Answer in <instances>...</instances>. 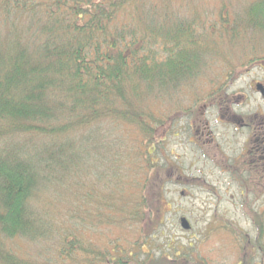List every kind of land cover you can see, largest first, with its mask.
Here are the masks:
<instances>
[{
  "label": "trees",
  "instance_id": "obj_1",
  "mask_svg": "<svg viewBox=\"0 0 264 264\" xmlns=\"http://www.w3.org/2000/svg\"><path fill=\"white\" fill-rule=\"evenodd\" d=\"M184 2L0 0V264H208L190 245L155 246L166 205L159 137L192 111L162 122L156 105L201 78L212 54L264 34V0L209 26L181 11ZM229 64L218 93L243 63ZM118 125L139 139L126 147L131 159L122 146L109 158L97 192L81 182L94 168L82 169L84 158L95 160L87 146L110 145L98 131ZM253 225L239 264L249 247L264 264V216ZM101 228L135 239L84 237ZM15 239L31 243L32 256L9 249Z\"/></svg>",
  "mask_w": 264,
  "mask_h": 264
},
{
  "label": "rangeland",
  "instance_id": "obj_2",
  "mask_svg": "<svg viewBox=\"0 0 264 264\" xmlns=\"http://www.w3.org/2000/svg\"><path fill=\"white\" fill-rule=\"evenodd\" d=\"M254 1L256 0H185L184 7L180 10L192 11L194 13L192 18L195 15L200 20H207L205 23L209 26L219 24L220 15L228 16L230 21L236 16L241 17L247 6ZM247 42L248 44L242 47L236 45L232 50L224 47L218 51L219 53L212 54L213 61L206 65L208 69L201 78L194 81L191 86L181 89L170 100L156 105V108H160L159 113L165 114V117H161L162 122L180 111L199 110L210 100V95L216 94L217 87L219 89L221 85L228 83L222 74L229 62L233 67L252 60L263 65L264 34L249 33ZM256 64L247 66L249 70L247 75L227 86V93L231 94L232 98L237 99L239 96L244 98L234 100L235 104L232 102L233 114L236 116L253 113L264 116V103L254 94L252 86L254 82L264 79V66L260 68ZM188 120L184 118L177 120L170 131L159 137L157 151L160 155L156 156L155 161L161 166L166 165L163 173L167 176L165 179L162 178L165 180L163 199L166 205L159 219L160 226L155 232L158 239L155 246L158 247L172 239L175 244L190 245L193 256L205 260L208 264H239L245 235L249 236L252 243L255 239L253 222L259 216H264V192L261 195L256 194L257 197L249 196L246 191L241 195L237 182L233 181L235 176L230 178V175L222 170L225 166L235 168L239 165L246 148L247 133L220 122L216 110L208 109L200 119L208 126L207 130L200 131L203 134L202 138L188 128ZM105 128L98 131L99 134L102 131L106 132L101 139L106 140L111 136L114 138L113 142L110 145L104 143L106 147L101 150L94 143L88 144L87 148L95 160L100 157L106 159L102 160L98 168L96 164L94 165L95 160L84 158L82 163L83 171L90 169L91 165L94 167L90 174L82 176V184L91 185L97 192L100 190L97 177L106 171L109 158L119 153V146H122L125 156L129 158L130 154L126 152L128 150L126 147L139 139L133 129L124 125H118L112 131L110 127ZM131 158L132 156L129 159ZM97 162L99 165V161ZM221 163L224 167L220 168L218 165ZM80 195H83L82 190ZM181 218L188 221L189 230L180 227ZM232 228L242 233L235 235ZM97 233L99 235L88 232L84 237L97 245L104 244L105 238L109 237L135 239L134 235L117 229L101 228ZM7 245L21 258L29 257L32 251V244L23 239L11 240ZM155 251L158 254L156 248ZM246 259H244L246 264L259 263L258 255L251 247L248 248Z\"/></svg>",
  "mask_w": 264,
  "mask_h": 264
},
{
  "label": "flooded vegetation",
  "instance_id": "obj_3",
  "mask_svg": "<svg viewBox=\"0 0 264 264\" xmlns=\"http://www.w3.org/2000/svg\"><path fill=\"white\" fill-rule=\"evenodd\" d=\"M255 62H248L247 64H241L242 68L240 69L239 76L237 79L243 75H247L249 70L247 66L255 65ZM256 66H264L261 63H257ZM253 92L258 95L264 103V79L259 82L253 83ZM218 90V88H217ZM215 90L216 94L209 96V101L204 103L199 110L191 111L189 115L184 116L183 118L189 119L188 128L194 131V134L202 138L203 134L200 132L208 129L206 122H201L200 119L207 113L209 110H216L218 117H220V122H224L230 126L236 128V130L244 131L247 133L246 139V148L244 154L242 155L239 165L235 168L225 166L224 173L231 176H235V182H237L238 187L240 188L241 195L243 191H246L249 196H256V194H262L264 192V116L253 113L248 115L236 116L233 114V104L234 100L244 99L242 96L235 99L232 98L231 94H228V87L222 88L221 93L219 94ZM201 114L199 115L198 114ZM182 118V119H183ZM211 141V140H210ZM218 165V164H216ZM218 166L224 165L221 163ZM189 181V180H184ZM194 181V180H190ZM183 195V193H182Z\"/></svg>",
  "mask_w": 264,
  "mask_h": 264
},
{
  "label": "water",
  "instance_id": "obj_4",
  "mask_svg": "<svg viewBox=\"0 0 264 264\" xmlns=\"http://www.w3.org/2000/svg\"><path fill=\"white\" fill-rule=\"evenodd\" d=\"M263 98H264V94H263ZM179 223H180V227L183 229V230H189L190 229V226H189V223L186 219L184 218H181L179 220Z\"/></svg>",
  "mask_w": 264,
  "mask_h": 264
}]
</instances>
